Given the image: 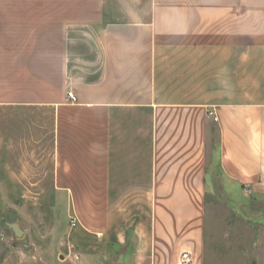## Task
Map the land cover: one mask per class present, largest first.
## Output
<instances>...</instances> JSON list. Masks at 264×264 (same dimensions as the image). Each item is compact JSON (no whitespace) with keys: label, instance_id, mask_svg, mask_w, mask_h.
<instances>
[{"label":"crops","instance_id":"0c3cea01","mask_svg":"<svg viewBox=\"0 0 264 264\" xmlns=\"http://www.w3.org/2000/svg\"><path fill=\"white\" fill-rule=\"evenodd\" d=\"M233 188L264 198V0H0V225L40 263L201 264Z\"/></svg>","mask_w":264,"mask_h":264},{"label":"rangeland","instance_id":"374dc122","mask_svg":"<svg viewBox=\"0 0 264 264\" xmlns=\"http://www.w3.org/2000/svg\"><path fill=\"white\" fill-rule=\"evenodd\" d=\"M231 191V196L207 197L206 240L201 264H264V198L242 197L235 188ZM30 199L31 203L37 202L35 198H26L27 201ZM56 209L59 216L67 215L69 208L64 198ZM4 210L11 219L12 207ZM2 213L0 211V216ZM22 218L21 223L27 226L28 220ZM1 229L0 258L4 259V264H42L37 254L46 249L39 244L47 240L41 235L46 231L44 226L29 231L26 239L24 235L17 239L5 222L0 225ZM55 232L56 236L60 235V227H55L54 221ZM13 241L20 242L19 246H13ZM72 249L74 251V247Z\"/></svg>","mask_w":264,"mask_h":264},{"label":"built area","instance_id":"2783aa9c","mask_svg":"<svg viewBox=\"0 0 264 264\" xmlns=\"http://www.w3.org/2000/svg\"><path fill=\"white\" fill-rule=\"evenodd\" d=\"M68 96L71 99L72 102H76L77 101V97L74 94V92L69 91L68 92ZM210 114H213V112H210ZM215 119L217 120L218 118L215 116ZM76 221L74 219H72V225H75ZM77 257V256H76ZM192 254L190 252H183L182 256H181V260L179 264H191L192 263Z\"/></svg>","mask_w":264,"mask_h":264},{"label":"water","instance_id":"95a60500","mask_svg":"<svg viewBox=\"0 0 264 264\" xmlns=\"http://www.w3.org/2000/svg\"><path fill=\"white\" fill-rule=\"evenodd\" d=\"M6 224L10 229H12L14 231V233L17 237H22L24 235L25 232L21 229V227L18 224L14 223V222H6ZM119 262L120 263L123 262L122 256H121V260Z\"/></svg>","mask_w":264,"mask_h":264}]
</instances>
